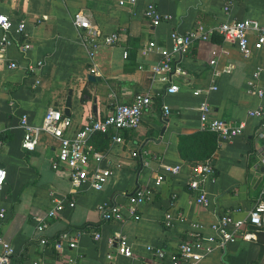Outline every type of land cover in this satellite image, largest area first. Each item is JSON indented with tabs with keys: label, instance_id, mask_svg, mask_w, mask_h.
I'll return each instance as SVG.
<instances>
[{
	"label": "crops",
	"instance_id": "crops-1",
	"mask_svg": "<svg viewBox=\"0 0 264 264\" xmlns=\"http://www.w3.org/2000/svg\"><path fill=\"white\" fill-rule=\"evenodd\" d=\"M153 4L161 15L157 26L143 17V9ZM81 11L90 26L101 34H118L113 46H97L89 56L71 24V16ZM0 12L11 22L23 21L29 40L26 53L17 45L0 58V167L5 182L0 190V239L12 246L9 264H152L146 246L159 247L164 256L174 253L191 224H201L205 232L222 215L232 212L242 219L257 200L264 178V137H259L263 119L249 112L264 106V48L250 39L251 55L244 58L224 43L213 29L225 21L255 19L264 25V0H136L134 5L117 6V0H6ZM199 23L211 31L209 40L194 43L182 60V73L175 78L178 92L165 96V84L150 81L149 69L158 60L155 53L141 55L149 42L168 45V34L185 33ZM1 35V30H0ZM125 53V56H123ZM213 60L215 64L209 65ZM40 62L35 71L28 66ZM14 63L17 68L9 69ZM93 73H89V69ZM212 68L217 73L213 76ZM257 73L254 84L263 90L257 97L247 82ZM92 76L97 81L89 82ZM213 86L206 96L193 97L192 91ZM70 91L66 136L90 120L101 119L116 104L128 105L137 94H148L152 106L145 111L132 131H109L88 139L92 147L105 155L100 164L110 174L99 191L86 186L74 196V207L48 221L42 231L33 228L31 219L42 217L50 207L49 194L68 195L71 190L64 171H53L50 163L57 142L41 134L32 152L21 149V117L31 126H39L48 107L62 113ZM205 101L209 118L240 125L242 134L230 140L215 137L216 148L210 165L213 180L203 179L198 189L207 205L195 202L197 191L188 183L196 163L182 160L177 152L179 136L202 132L198 122L199 103ZM169 108L163 115L162 105ZM95 106L94 113L92 107ZM120 137L123 144L113 137ZM136 157H130L131 151ZM178 167L174 175L165 174L159 187H153L163 168ZM262 170V172H261ZM260 178L257 186L255 183ZM137 188L154 192L150 203L129 213L127 197ZM122 207L121 221L104 222L102 206ZM235 211V212H233ZM133 215L139 217L133 220ZM170 222L166 227L165 222ZM81 231L72 250H55L53 240L63 232ZM100 235L93 240L91 232ZM245 232L254 239L238 235L233 243L216 249L197 264H264V233ZM126 239L133 259L116 254L112 235ZM40 239L47 243L41 245ZM111 254L110 260L106 255ZM154 264H168L155 260Z\"/></svg>",
	"mask_w": 264,
	"mask_h": 264
},
{
	"label": "built area",
	"instance_id": "built-area-1",
	"mask_svg": "<svg viewBox=\"0 0 264 264\" xmlns=\"http://www.w3.org/2000/svg\"><path fill=\"white\" fill-rule=\"evenodd\" d=\"M6 0H0V3ZM20 2L25 0H19ZM136 0H117V6L134 5ZM143 17L147 19L152 26H157L161 21V15L153 4H147L143 9ZM71 24L76 30L79 41L87 48L89 56L91 51L97 46H113L118 42V34L116 32L110 34H101L90 26L87 17L81 12H75L71 16ZM11 22L7 16L0 12V58L9 47L17 45L19 52L24 54L29 49V40L24 32V23L19 21L14 25V31L10 32ZM213 31L221 37L222 42L235 47V49L244 58L251 55L250 39L259 48H264V25L255 19H243L238 21H225L220 23ZM211 35V31L205 30L201 24L197 23L194 28L179 33L177 31L170 32L167 40L168 45L165 47L157 46L154 42H149L141 51V55L155 53L158 60L150 66V81H159L165 84L164 95L170 96L178 92L175 78L182 73V60L190 52L194 43L199 41H207ZM125 56V53H123ZM210 66L215 62L210 60ZM40 66L37 62L33 66H28L30 72L35 71ZM9 69H16L14 63L8 64ZM213 76H217L216 71L212 68ZM89 73H93V69H89ZM257 73H254L251 80L247 82L248 90H251L257 97H262L263 90L254 84ZM213 86L206 89H198L192 91L193 97L206 96L210 91L215 90ZM152 106L151 97L148 94H137L132 98L128 105L116 104L112 106L109 114L101 119L88 121L81 128L75 130L71 136H66V131L71 125V120L62 115V113L53 108L48 107L41 119L39 126H31L27 123L25 117H21L20 124L23 128L21 141V149L26 152H32L38 143L39 136L44 134L57 142L55 156L50 163V169L53 171H64L67 175L71 190L68 195H56L50 193V207L42 217H33L31 219L33 228L36 231H42L46 228L48 221L54 219L59 213L74 207V196L77 191L86 186L93 191H99L103 187L106 178L110 174L109 169L103 170L100 164L105 158L102 152L96 151L89 143L88 139L94 134H106L109 131H132L139 125L142 114L149 110ZM163 115L169 114V108L166 105L161 107ZM210 109L205 101L199 103L198 122L202 131L213 133L216 138L230 140L233 137L242 134L240 125H231L219 119L209 118ZM249 115L264 120V106H259L249 112ZM259 137H264V121L261 124ZM113 141L123 144L120 137H113ZM136 151L130 152V157H136ZM264 166V159L260 160ZM178 167L163 168V173L157 175L153 181V187L157 188L164 179L165 174L174 175ZM194 174L188 183L191 191H197L198 195L195 202L199 205H207L206 195L198 189L199 183L203 179L213 180V172L206 161L197 164L193 168ZM5 171L0 167V190L4 186ZM264 195V178L261 182L259 194L253 207L246 213L242 219H236L232 216V212L220 215L215 223L208 227L205 232L201 224H191L187 232L178 242L174 253L164 256L159 247L146 246L150 262L154 264L155 260H167L168 264H197L205 256L216 249L222 248L233 243L238 235L242 239H254L253 235L245 232L247 226L255 228L254 232H264V203L261 196ZM154 197V192L149 188H137L127 197L126 206L129 213H135L138 207L145 203H150ZM235 212V211H233ZM100 217L104 222H117L123 219L122 207L108 204L100 208ZM3 212L0 211V221L3 220ZM137 215H133V220H138ZM166 227L170 226V222H165ZM91 232V231H90ZM81 233L77 231L73 234L63 232L57 235L53 240V248L61 250L65 247L72 250L76 247V239ZM92 238L98 241L99 233L92 231ZM39 243L45 245L46 239H40ZM116 244V254L125 258L133 259L132 252L128 246L126 239L120 235H112L107 240V245L111 247ZM14 253L10 244L0 239V264H9L10 257ZM111 254L106 255V259L110 260ZM32 264H37L33 262Z\"/></svg>",
	"mask_w": 264,
	"mask_h": 264
},
{
	"label": "trees",
	"instance_id": "trees-1",
	"mask_svg": "<svg viewBox=\"0 0 264 264\" xmlns=\"http://www.w3.org/2000/svg\"><path fill=\"white\" fill-rule=\"evenodd\" d=\"M1 134L0 140H2ZM215 148V135L208 131L178 137L177 152L179 157L184 161L196 164H201L206 161L209 163ZM261 201L264 202V195L261 196ZM258 232L264 233L263 231Z\"/></svg>",
	"mask_w": 264,
	"mask_h": 264
},
{
	"label": "water",
	"instance_id": "water-1",
	"mask_svg": "<svg viewBox=\"0 0 264 264\" xmlns=\"http://www.w3.org/2000/svg\"><path fill=\"white\" fill-rule=\"evenodd\" d=\"M87 81L89 82H94V81H97L95 78H93L92 76H88L86 77ZM70 91L67 92L66 94V97H65V100H64V105H63V110H62V115L65 116V117H68L69 116V108H70ZM94 110H95V106L93 105L92 107V113H94ZM213 164V161H211L210 165ZM262 172V170H261ZM260 182V178L257 179L256 183H255V186L258 185V183Z\"/></svg>",
	"mask_w": 264,
	"mask_h": 264
},
{
	"label": "rangeland",
	"instance_id": "rangeland-1",
	"mask_svg": "<svg viewBox=\"0 0 264 264\" xmlns=\"http://www.w3.org/2000/svg\"><path fill=\"white\" fill-rule=\"evenodd\" d=\"M264 203V202H263Z\"/></svg>",
	"mask_w": 264,
	"mask_h": 264
}]
</instances>
